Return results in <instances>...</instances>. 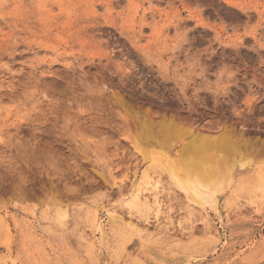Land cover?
I'll use <instances>...</instances> for the list:
<instances>
[{"label":"rangeland","instance_id":"1","mask_svg":"<svg viewBox=\"0 0 264 264\" xmlns=\"http://www.w3.org/2000/svg\"><path fill=\"white\" fill-rule=\"evenodd\" d=\"M114 94L155 120L251 137L250 163L215 210L191 206L135 150L134 120ZM145 171L165 200L161 223L173 222L145 234L167 247L132 238L116 253L85 216L113 204L130 217L120 206ZM58 210L61 227L43 219ZM0 254L14 264H264V0H0Z\"/></svg>","mask_w":264,"mask_h":264},{"label":"bare ground","instance_id":"2","mask_svg":"<svg viewBox=\"0 0 264 264\" xmlns=\"http://www.w3.org/2000/svg\"><path fill=\"white\" fill-rule=\"evenodd\" d=\"M118 94H114L118 104L125 110V113H128L129 117H132L133 123H135L134 135L132 134L135 150L140 152L152 166L158 168L165 175L169 184L177 189L191 206L215 210L219 198L231 188L237 171L243 170L250 163L248 155L252 142L251 137L241 129L236 130L234 126L230 127V125L223 126L216 131L217 128L213 134H210L211 132L205 133L193 129L187 124H182L171 116L163 115L155 120L150 116L148 109L142 111L140 108H135L136 106H131ZM149 146H153L154 149L150 151L151 147ZM152 180L147 171L142 172L136 184L132 185V191L122 200L120 206L130 217L136 216L143 219L142 225L130 217L125 219L118 214L116 206L113 204L96 205L93 214L86 215L85 220L83 219L91 228L94 236L99 235L100 240H104L107 234L116 239V253L123 252L125 244L132 238H137L146 248L150 247L151 249L157 245L167 247L165 246L166 242L161 239H152L153 237L149 238L145 234L151 229L149 228L151 224L163 228L166 232L170 229L169 225L173 224L170 220L168 223H161V218L158 217L160 206L165 200L158 194L159 182L154 181L152 184ZM149 187H152V190H149ZM124 194L123 189L119 191L118 195L123 196ZM57 202L60 205L62 203ZM59 209H62V206ZM60 211L53 212L51 218L43 217V219H48L52 226L61 227L66 214L59 213ZM101 213L108 220L107 224L102 222L103 219L100 220ZM152 214L154 215L151 217ZM178 226H180V222H178ZM206 232L207 234H216V230L213 228ZM80 240L88 244L86 238L81 236ZM89 245L90 248H94L93 242L92 245ZM175 245L170 244L168 247H175ZM0 264H14V261L0 254Z\"/></svg>","mask_w":264,"mask_h":264}]
</instances>
